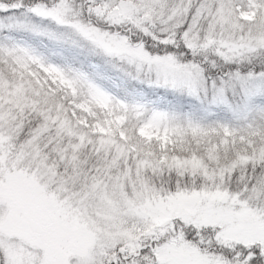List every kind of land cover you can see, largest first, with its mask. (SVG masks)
<instances>
[{"label": "snow or ice", "instance_id": "snow-or-ice-1", "mask_svg": "<svg viewBox=\"0 0 264 264\" xmlns=\"http://www.w3.org/2000/svg\"><path fill=\"white\" fill-rule=\"evenodd\" d=\"M21 8L159 86L218 103L236 83L264 91V0H0ZM116 116L102 147L93 128ZM0 264H264V108L236 126L181 119L0 47Z\"/></svg>", "mask_w": 264, "mask_h": 264}, {"label": "rangeland", "instance_id": "rangeland-1", "mask_svg": "<svg viewBox=\"0 0 264 264\" xmlns=\"http://www.w3.org/2000/svg\"><path fill=\"white\" fill-rule=\"evenodd\" d=\"M81 0H77L80 3ZM247 16V14H242ZM251 19V16H248ZM55 36L59 39L53 38ZM76 43H73V41ZM24 47L40 55L47 63H51L65 71H75L87 75L92 82L104 91L127 103L145 105L150 110L165 111L181 119L194 118L204 123H224L236 126L249 118L254 112L264 108V91L254 90L246 92L240 83L234 87L226 88L225 103L213 100L214 90L207 94L201 92L198 96L190 95L187 91L165 88L157 85L154 78L146 73L138 74L127 65L104 57L93 50L92 46L80 40L69 29L58 26L51 21L35 16L29 17L25 9H9L0 11V47ZM231 70H235V66ZM241 73L247 75L248 67H242ZM229 69H225V72ZM245 71V72H244ZM228 79L227 75L223 77ZM220 86V80L216 81ZM97 107L108 110L112 116L109 104L99 96H93ZM122 116L106 119L103 126L99 123L93 128L99 132L102 140L101 146H110L115 141L113 128L119 130L123 123ZM153 125L145 124L140 129L141 136L151 141L158 138L160 147L173 143V132L165 129L163 133L159 128L153 132ZM177 136L181 133H175ZM123 138V133H121ZM83 142V141H81ZM120 151L123 152V146ZM176 166L182 167L187 163L199 167L197 160L185 161L179 157L173 158ZM164 157H161V161ZM143 167V164H141ZM114 195L119 193L114 192ZM87 229V225H84ZM99 230V229H97Z\"/></svg>", "mask_w": 264, "mask_h": 264}, {"label": "trees", "instance_id": "trees-1", "mask_svg": "<svg viewBox=\"0 0 264 264\" xmlns=\"http://www.w3.org/2000/svg\"><path fill=\"white\" fill-rule=\"evenodd\" d=\"M3 1H5V2H7V3H12V2H14V0H3ZM23 2H24L25 5H28V4H30V3H33L34 0H23ZM192 159L197 160L199 163H201V162H200L198 159H196L195 157H193Z\"/></svg>", "mask_w": 264, "mask_h": 264}]
</instances>
